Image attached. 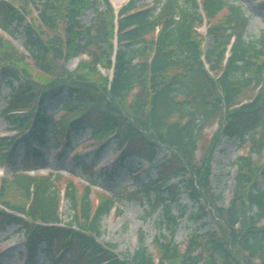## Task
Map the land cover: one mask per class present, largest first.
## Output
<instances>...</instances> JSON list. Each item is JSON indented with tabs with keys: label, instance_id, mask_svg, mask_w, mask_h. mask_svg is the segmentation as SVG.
Listing matches in <instances>:
<instances>
[{
	"label": "trees",
	"instance_id": "trees-1",
	"mask_svg": "<svg viewBox=\"0 0 264 264\" xmlns=\"http://www.w3.org/2000/svg\"><path fill=\"white\" fill-rule=\"evenodd\" d=\"M157 1L144 8L132 0L117 17L108 0H0V22L5 29H23L29 53L0 35V75L17 84L7 120L19 130L32 122L33 129L20 141H1L0 164L8 155L2 152L13 153L17 141L39 156L59 136L70 146L87 133L98 151L114 145L120 154L115 169L99 176L110 197L83 185L78 193L77 184L66 181L63 194L73 214L64 225L58 188L64 178L32 177L26 170L37 166H25L1 182L0 205L8 212L0 210V233L16 225L25 230L30 264L41 253L54 264H264V189L258 183L264 177V33L246 38L251 19L230 0ZM35 8L39 15L28 22ZM259 8L264 12V2ZM88 12L95 16L85 25L81 18ZM206 22L208 48L198 32ZM80 58L88 60L69 71L67 65ZM30 59L38 75L27 66ZM101 69L113 70L112 79ZM253 91L255 97L244 103ZM65 95L64 116L56 121L48 100ZM17 112L23 113L12 114ZM213 124L219 131L206 148L201 141ZM221 137L237 138L240 149L249 150L232 164L237 174L226 205L211 181L210 162ZM134 159L157 171L156 179L129 196L159 212L161 232L152 241L157 259L143 233L127 260L115 255L116 245L99 242L103 218L118 201L115 175ZM83 170L93 174L89 166ZM182 196L198 207L195 218L215 222V229L193 233L184 250L175 241L186 214ZM176 208L181 214H174Z\"/></svg>",
	"mask_w": 264,
	"mask_h": 264
},
{
	"label": "rangeland",
	"instance_id": "rangeland-1",
	"mask_svg": "<svg viewBox=\"0 0 264 264\" xmlns=\"http://www.w3.org/2000/svg\"><path fill=\"white\" fill-rule=\"evenodd\" d=\"M111 3L114 4L117 8L125 6L129 0H110ZM234 4L242 5L244 8L246 15L249 19H251L250 25L248 27V32L246 34V38L252 39L255 37H259V35L264 33V12L259 8V2H263L264 0H230ZM138 4L144 8H148L150 6L157 5V0H137ZM39 15L38 10L35 8L33 12L30 13L29 18H37ZM94 13L88 12L82 18L81 21L85 25H90L94 19ZM9 33H5L0 29V34L4 35V41L6 44L10 43L14 45L18 50L24 51L23 44L26 42L24 37L23 29H16L15 25L9 26ZM206 27H202L199 29L201 34L205 37V46L211 44L212 39L206 36ZM87 58L74 59L67 65V69L69 71H74V69L79 65L81 61H87ZM27 66L33 72V74L38 75L39 73L35 69L34 62L27 61ZM102 74L106 77L109 72L102 70ZM17 86L8 84L3 81L2 76L0 75V138L1 136L7 137L15 135L14 133H10V127L7 123V118L4 116L6 109L8 108L7 104L10 99V96L13 92V87ZM247 97L243 98V102L248 101V98H254L255 92H249ZM66 99L65 96L56 97L54 99L48 100V109L50 114L56 115L58 118L60 117V109L63 107V102ZM218 124H213L208 126L207 131L203 135L201 145L204 147H208V145L213 142L217 137L218 133ZM25 132H28L27 130ZM91 135L89 133L83 134L78 137L77 141L73 143V150H67V156L64 158H58V153L55 152L53 146L52 148L45 149L43 155L35 158L34 164L31 156L25 157V149L24 146L21 145L17 148V155L13 157L12 161L16 164L13 166H2L0 168V181L3 178L11 179L14 174L17 172L16 170H22L25 164L26 166H31L33 164H48V167L45 170L35 171L33 175H43L47 174H60L64 177L61 183H58V188L61 189L62 194L64 193V187L67 179L75 180V184H77L78 193L82 192L81 185L88 184L86 176L82 174V170L80 169V165L94 162V155L97 152V147H89L91 144L85 143L82 144V141L87 140ZM220 144L217 147L215 153L211 158V168H212V185L214 191L217 195L223 197L222 204H227L231 198L233 197V177L235 176V168H233V161L242 155H248L247 148L240 149L241 140L227 139L225 137H221L219 140ZM81 154L78 160H72L71 158L75 156V154ZM201 152L198 151V159ZM118 153L116 151L115 146H111L106 151L100 153L98 159V170L100 173L101 169L106 168L109 172H112L115 169L114 163L115 159L118 158ZM264 162V154L262 158ZM117 160V159H116ZM254 160L256 158L254 157ZM22 163L24 165L19 164ZM139 171L138 180L137 177H133L134 173ZM156 168L150 166L145 161L134 159L126 164L123 169L119 170L116 175L115 186L118 189L115 192V196H117V206L113 210V212L103 218L102 224V236L99 238V242L102 244H110L115 246V255H118L121 259L127 260V258H131L134 252L137 250L139 246L140 236L141 234L146 235V242L149 246V253H153L156 259L158 258V254L153 249L152 241L155 237L160 234V220L158 219V214H152L151 209H149L148 204L140 199H128L125 196H121L120 189H126V192L133 193L141 184L147 183L151 179H156ZM87 174V173H85ZM98 183H101V179H97ZM96 181V182H97ZM78 182V183H76ZM258 183L262 189H264V177L260 176L258 179ZM95 184V183H94ZM92 183V188L94 190H98L95 185ZM89 185V184H88ZM100 191V190H98ZM9 194V193H8ZM120 194V196L118 195ZM92 201L96 206L98 201V194L92 195ZM181 206H184L186 209V214L183 217H180V226L178 227V231L175 235V241L179 245L181 250L186 248L187 243L190 241L192 234L198 232L200 234L209 232L210 230L215 229V222L213 219L202 216L200 219L195 218V215H198V207L194 205L191 201H189L188 197L182 196L180 201ZM182 211L178 208L175 209L174 214L179 215ZM61 213L62 220L64 223H68L71 219L73 213L70 211V204L64 198L62 199L61 205ZM264 225V222L263 224ZM10 238V239H9ZM7 239H9L7 241ZM7 241V242H6ZM25 237L24 233L20 232L19 226L10 227L5 233H0V264H27L26 259L24 258L25 251ZM22 253V254H20ZM37 264H54L52 258L48 256L47 253H41L38 257ZM57 262V259H56Z\"/></svg>",
	"mask_w": 264,
	"mask_h": 264
}]
</instances>
